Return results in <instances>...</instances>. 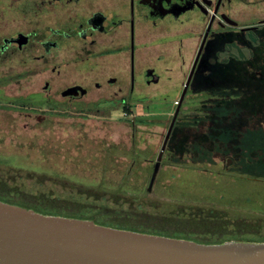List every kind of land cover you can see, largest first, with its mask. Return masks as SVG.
Masks as SVG:
<instances>
[{
  "label": "rangeland",
  "instance_id": "obj_1",
  "mask_svg": "<svg viewBox=\"0 0 264 264\" xmlns=\"http://www.w3.org/2000/svg\"><path fill=\"white\" fill-rule=\"evenodd\" d=\"M18 3L0 0V43L18 28L13 20L20 16ZM39 41L36 37L21 52L0 54V169L22 167L15 180L33 193L76 195L58 179L103 182L111 191L123 186L121 192L153 200L151 211L168 212L178 204L214 207L264 239V84L241 81L242 72L235 69L222 73L226 80L218 70L197 81L193 97L180 108L149 190L181 85L170 91L164 82L148 86L137 72L130 114L121 103L130 93L127 73L126 85L93 92L72 103L70 114L45 112V119L38 120L40 109L33 107H42L44 97L28 94L42 92L46 80L40 72L43 61L32 59L42 51ZM203 84L207 86L201 94L210 99L199 102L193 98H200L197 87ZM99 97L111 102L88 104ZM78 103L87 105L81 109ZM148 115L157 121L141 123ZM96 203L125 212L138 207L113 200Z\"/></svg>",
  "mask_w": 264,
  "mask_h": 264
},
{
  "label": "flooded vegetation",
  "instance_id": "obj_2",
  "mask_svg": "<svg viewBox=\"0 0 264 264\" xmlns=\"http://www.w3.org/2000/svg\"><path fill=\"white\" fill-rule=\"evenodd\" d=\"M9 1L19 2L20 16H12L18 28L4 37L0 54L21 52L40 38L42 51L32 59L43 61L46 80L42 92L28 94L44 97L42 107H33L42 114L38 120L45 112L67 114L95 91L126 85L127 73L131 86L134 75V87L137 72L148 86L164 82L170 91L181 85L178 105L191 75L182 104L213 71L239 70L241 81L264 84V0ZM206 86L199 85L200 98L193 99L208 101L209 94H201ZM131 101L130 88L121 103ZM105 102L111 99L88 104Z\"/></svg>",
  "mask_w": 264,
  "mask_h": 264
},
{
  "label": "water",
  "instance_id": "obj_3",
  "mask_svg": "<svg viewBox=\"0 0 264 264\" xmlns=\"http://www.w3.org/2000/svg\"><path fill=\"white\" fill-rule=\"evenodd\" d=\"M152 72L148 70V75ZM187 86L158 154L149 190L159 172ZM133 89L134 75L131 92ZM0 264H264V241L208 244L118 228L93 219L46 214L0 199Z\"/></svg>",
  "mask_w": 264,
  "mask_h": 264
},
{
  "label": "trees",
  "instance_id": "obj_4",
  "mask_svg": "<svg viewBox=\"0 0 264 264\" xmlns=\"http://www.w3.org/2000/svg\"><path fill=\"white\" fill-rule=\"evenodd\" d=\"M176 104L178 105V102ZM123 109L130 114L132 112L131 105L127 103L123 104ZM153 117L148 115L139 120L141 123L151 124L157 121L153 120ZM138 160L137 157L134 158L135 163ZM13 167V172L9 171L11 169H0V199L33 208L39 212L93 219L98 223L118 228L187 238L208 244L222 243L227 240L264 241L261 238L263 236H259L256 231L246 229L248 224L244 225L239 220L227 218L224 210L178 204L168 212L151 211L150 208L156 207L153 200L140 199L138 196L121 192L123 186H120L118 191H111L103 182L84 184L58 179L57 181L69 187L76 195L63 197L53 193L29 192L15 180L18 177L17 171L23 168ZM101 200H113L117 204L132 202L137 203L138 207L136 210H130L132 212H125L122 208L111 210L106 203L104 205L96 203ZM93 209L97 211L92 212Z\"/></svg>",
  "mask_w": 264,
  "mask_h": 264
}]
</instances>
